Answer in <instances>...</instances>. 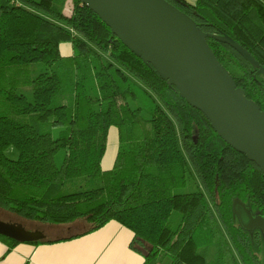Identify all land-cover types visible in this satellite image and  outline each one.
Here are the masks:
<instances>
[{"label": "trees", "instance_id": "obj_1", "mask_svg": "<svg viewBox=\"0 0 264 264\" xmlns=\"http://www.w3.org/2000/svg\"><path fill=\"white\" fill-rule=\"evenodd\" d=\"M165 1L195 23L264 112V0ZM62 44L70 56H61ZM110 128L117 151L103 171ZM8 148L17 160L5 156ZM189 179L201 191L178 193ZM235 202L264 219L259 168L94 13L78 0H0V210L29 222L89 225L72 238L116 222L145 262L264 264L261 235L242 227Z\"/></svg>", "mask_w": 264, "mask_h": 264}, {"label": "water", "instance_id": "obj_2", "mask_svg": "<svg viewBox=\"0 0 264 264\" xmlns=\"http://www.w3.org/2000/svg\"><path fill=\"white\" fill-rule=\"evenodd\" d=\"M94 13L131 53L150 65L188 106L200 112L214 133L235 152L255 163L264 176V112L217 61L206 36L185 14L165 0H78ZM226 42L251 64L254 59L231 39ZM260 73L264 70L260 69ZM234 212L248 231L264 235V219L238 202ZM0 236L16 243H36L29 232L0 221Z\"/></svg>", "mask_w": 264, "mask_h": 264}, {"label": "crops", "instance_id": "obj_3", "mask_svg": "<svg viewBox=\"0 0 264 264\" xmlns=\"http://www.w3.org/2000/svg\"><path fill=\"white\" fill-rule=\"evenodd\" d=\"M61 56L68 57L72 50L69 44L59 47ZM112 128H110L111 130ZM109 130V132H110ZM108 132V135H109ZM109 137H107L108 145ZM117 151L101 160V169L109 171ZM30 232H40L32 230ZM42 234V232H40ZM61 239L43 236L40 244L18 243L9 249L0 241V264H149L142 254L130 248L132 234L116 222L110 221L102 228L84 236L76 235ZM153 259L151 261L157 260ZM170 264V263H169Z\"/></svg>", "mask_w": 264, "mask_h": 264}, {"label": "rangeland", "instance_id": "obj_4", "mask_svg": "<svg viewBox=\"0 0 264 264\" xmlns=\"http://www.w3.org/2000/svg\"><path fill=\"white\" fill-rule=\"evenodd\" d=\"M68 12L69 9L66 7L65 13ZM22 91L28 94L30 93V89H24ZM108 137H109V141L107 145V156L108 155L111 156L115 151L116 130L114 128L110 130ZM4 154L8 159L13 161L17 160L18 158V154L13 148H8ZM198 190L201 191L200 185L195 180L189 179L187 185L183 189L179 190L178 193L180 194L192 193ZM176 218H178V216L176 214H173V220H175ZM0 221L17 228H21L25 231H29V232L32 230L40 231L42 232V235L44 237H47L48 239L66 238L68 236H73L77 233L84 232L89 228V225L84 221H80L71 225L70 224L51 225L40 222H29L22 220L16 217L15 215L6 212L4 210H0ZM255 230H257L261 235V240L263 242L261 254H262V260L264 261V235H262L261 231L258 228L252 229V231ZM149 264H169V259L165 256H162L155 261H150Z\"/></svg>", "mask_w": 264, "mask_h": 264}]
</instances>
